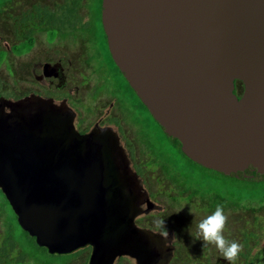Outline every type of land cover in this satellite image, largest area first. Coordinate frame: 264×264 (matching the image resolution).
I'll return each instance as SVG.
<instances>
[{
    "label": "flooded vegetation",
    "instance_id": "obj_1",
    "mask_svg": "<svg viewBox=\"0 0 264 264\" xmlns=\"http://www.w3.org/2000/svg\"><path fill=\"white\" fill-rule=\"evenodd\" d=\"M103 5L0 0V167H50L56 149L64 151L70 180L93 183L96 199L116 204L113 230L127 234L129 252L113 264H150V253L154 264L165 255L164 264H228L186 222L219 204L227 216L223 235L242 246L235 264H264V223L240 205L210 199V191L184 178L167 155L168 145L183 155L182 144L161 127L115 61ZM235 91L243 94L239 80ZM0 191V264H56L41 262L39 252L68 257L61 264L86 253L84 264L90 263L91 244L65 254L40 246ZM158 219L165 220L166 238Z\"/></svg>",
    "mask_w": 264,
    "mask_h": 264
},
{
    "label": "water",
    "instance_id": "obj_2",
    "mask_svg": "<svg viewBox=\"0 0 264 264\" xmlns=\"http://www.w3.org/2000/svg\"><path fill=\"white\" fill-rule=\"evenodd\" d=\"M103 9L115 61L185 155L264 182V0H104ZM64 157L56 149L50 167H0V188L50 253L91 244L89 264H113L129 252L127 234L113 230L116 204L96 199L93 183L70 180Z\"/></svg>",
    "mask_w": 264,
    "mask_h": 264
},
{
    "label": "rangeland",
    "instance_id": "obj_3",
    "mask_svg": "<svg viewBox=\"0 0 264 264\" xmlns=\"http://www.w3.org/2000/svg\"><path fill=\"white\" fill-rule=\"evenodd\" d=\"M150 126L151 128L153 127L152 125ZM167 155L175 162L177 169L182 172L184 178L210 191V199H224L227 202L229 201L232 205H240L251 215V219L255 223H264V182L238 180L205 169L199 165L190 164L188 159L183 156L179 150L169 145L167 147ZM0 195L2 196L1 191ZM1 196L0 201L2 200ZM7 213L11 215L9 210H7ZM202 218L203 216L198 214L194 215L193 218L188 219L189 221L186 222H191L193 223L192 225L196 226ZM182 222L185 221L182 220ZM28 250L30 251L31 249ZM86 256V253H81L75 257L72 256L74 258L71 260L70 264H84ZM38 257L41 262L47 259L56 264L68 261V257H57L52 259L49 255L42 252L38 253Z\"/></svg>",
    "mask_w": 264,
    "mask_h": 264
},
{
    "label": "clouds",
    "instance_id": "obj_4",
    "mask_svg": "<svg viewBox=\"0 0 264 264\" xmlns=\"http://www.w3.org/2000/svg\"><path fill=\"white\" fill-rule=\"evenodd\" d=\"M226 222L227 216L224 214L223 206L217 205L212 214L205 216L196 225V237L197 239H202L203 246L207 244L214 245L228 264H235L242 246L236 241H230L225 238L223 232ZM155 223L157 228L160 229V235L166 238L169 233L165 220L158 219Z\"/></svg>",
    "mask_w": 264,
    "mask_h": 264
},
{
    "label": "trees",
    "instance_id": "obj_5",
    "mask_svg": "<svg viewBox=\"0 0 264 264\" xmlns=\"http://www.w3.org/2000/svg\"><path fill=\"white\" fill-rule=\"evenodd\" d=\"M180 144V143H179ZM183 155L186 157V155L183 153ZM188 158V157H187ZM213 171V170H212ZM216 172V171H215ZM218 173V172H217ZM25 234H27L26 232H24ZM40 249H43V248H40ZM51 263V262H50Z\"/></svg>",
    "mask_w": 264,
    "mask_h": 264
}]
</instances>
